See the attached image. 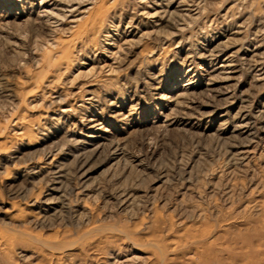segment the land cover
Wrapping results in <instances>:
<instances>
[{
    "label": "rangeland",
    "instance_id": "374dc122",
    "mask_svg": "<svg viewBox=\"0 0 264 264\" xmlns=\"http://www.w3.org/2000/svg\"><path fill=\"white\" fill-rule=\"evenodd\" d=\"M0 264H264V0H0Z\"/></svg>",
    "mask_w": 264,
    "mask_h": 264
}]
</instances>
